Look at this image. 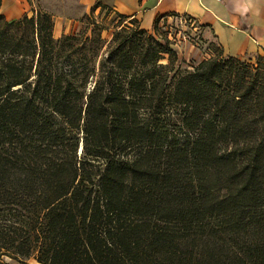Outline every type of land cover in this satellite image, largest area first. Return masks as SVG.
<instances>
[{
  "label": "trees",
  "instance_id": "trees-1",
  "mask_svg": "<svg viewBox=\"0 0 264 264\" xmlns=\"http://www.w3.org/2000/svg\"><path fill=\"white\" fill-rule=\"evenodd\" d=\"M1 7L0 259L264 264V59L176 70L129 25L99 59Z\"/></svg>",
  "mask_w": 264,
  "mask_h": 264
},
{
  "label": "crops",
  "instance_id": "crops-1",
  "mask_svg": "<svg viewBox=\"0 0 264 264\" xmlns=\"http://www.w3.org/2000/svg\"><path fill=\"white\" fill-rule=\"evenodd\" d=\"M8 20L34 15L35 0H1ZM87 11L111 9L152 32L159 20L183 16L197 22L226 57L264 59V0H76ZM60 37L62 26L56 23Z\"/></svg>",
  "mask_w": 264,
  "mask_h": 264
},
{
  "label": "rangeland",
  "instance_id": "rangeland-1",
  "mask_svg": "<svg viewBox=\"0 0 264 264\" xmlns=\"http://www.w3.org/2000/svg\"><path fill=\"white\" fill-rule=\"evenodd\" d=\"M34 16H51L55 38L62 36H82L90 40H101L100 57L101 59L107 51V48L113 40L115 34L121 29V25L130 27H141L136 21L122 19L111 9L102 8L96 11H87L83 9L76 0H35ZM33 17V16H32ZM62 26V35L59 37L55 26ZM156 31L149 32L155 35L162 42L168 41L171 48L175 50L178 56L176 70H193L200 63L223 54L222 49L218 47L211 38H205L202 27L187 17L173 16L162 19L156 23ZM167 58V57H166ZM264 61V60H263ZM161 64L167 65L169 61L163 60ZM250 64L261 66L258 60L251 61ZM0 264H39L34 258L21 263L8 257L0 259Z\"/></svg>",
  "mask_w": 264,
  "mask_h": 264
},
{
  "label": "water",
  "instance_id": "water-1",
  "mask_svg": "<svg viewBox=\"0 0 264 264\" xmlns=\"http://www.w3.org/2000/svg\"><path fill=\"white\" fill-rule=\"evenodd\" d=\"M80 154L82 153V146H81V149H80V152H79Z\"/></svg>",
  "mask_w": 264,
  "mask_h": 264
}]
</instances>
